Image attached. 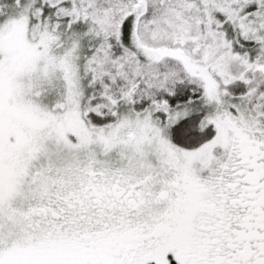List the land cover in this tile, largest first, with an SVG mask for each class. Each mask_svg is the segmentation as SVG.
<instances>
[{
	"label": "snow or ice",
	"instance_id": "1",
	"mask_svg": "<svg viewBox=\"0 0 264 264\" xmlns=\"http://www.w3.org/2000/svg\"><path fill=\"white\" fill-rule=\"evenodd\" d=\"M0 264H264V0H0Z\"/></svg>",
	"mask_w": 264,
	"mask_h": 264
}]
</instances>
